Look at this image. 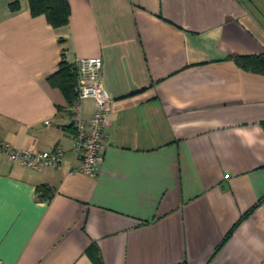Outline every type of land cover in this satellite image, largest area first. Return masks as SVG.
<instances>
[{
	"label": "crops",
	"instance_id": "1",
	"mask_svg": "<svg viewBox=\"0 0 264 264\" xmlns=\"http://www.w3.org/2000/svg\"><path fill=\"white\" fill-rule=\"evenodd\" d=\"M68 2L54 28L0 0V138L64 148L39 169L0 152L2 264H264V74L227 58L264 54V0ZM94 56L111 103L88 175L48 76Z\"/></svg>",
	"mask_w": 264,
	"mask_h": 264
},
{
	"label": "built area",
	"instance_id": "2",
	"mask_svg": "<svg viewBox=\"0 0 264 264\" xmlns=\"http://www.w3.org/2000/svg\"><path fill=\"white\" fill-rule=\"evenodd\" d=\"M73 63L77 74L76 98L72 104L73 145L79 159L75 170L95 175L106 148L104 129L108 124L111 98L102 81L101 57H78ZM84 98H92L95 104L94 112L88 119L81 115L79 108L80 101ZM0 152L11 160H19L22 164L36 169L48 165L58 166L64 159L62 146L53 150H19L1 138Z\"/></svg>",
	"mask_w": 264,
	"mask_h": 264
},
{
	"label": "trees",
	"instance_id": "3",
	"mask_svg": "<svg viewBox=\"0 0 264 264\" xmlns=\"http://www.w3.org/2000/svg\"><path fill=\"white\" fill-rule=\"evenodd\" d=\"M28 2L31 13L33 15L43 14L52 27L59 28L67 25L70 14L68 0H28ZM227 58L233 59V61L244 70L264 74V54H230ZM48 81L52 86H57L61 89L68 106H72L76 98L75 85L77 83V74L74 63H69L63 59L59 63L57 71L48 76ZM36 191L40 198H47L50 195L49 189L42 186L37 187ZM243 216H241V218ZM231 231L225 238L231 234Z\"/></svg>",
	"mask_w": 264,
	"mask_h": 264
}]
</instances>
